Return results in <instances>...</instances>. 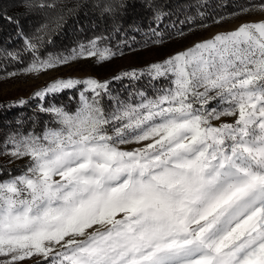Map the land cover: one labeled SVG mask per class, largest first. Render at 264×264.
I'll list each match as a JSON object with an SVG mask.
<instances>
[{"label": "snow or ice", "instance_id": "6c2138e0", "mask_svg": "<svg viewBox=\"0 0 264 264\" xmlns=\"http://www.w3.org/2000/svg\"><path fill=\"white\" fill-rule=\"evenodd\" d=\"M103 39L47 59L26 41L23 71L108 60ZM147 74L166 86L121 99L109 81L68 78L34 93L84 86L75 112L41 108L56 127L4 141L3 154L28 165L0 180V264H264V19Z\"/></svg>", "mask_w": 264, "mask_h": 264}, {"label": "trees", "instance_id": "16d2710c", "mask_svg": "<svg viewBox=\"0 0 264 264\" xmlns=\"http://www.w3.org/2000/svg\"><path fill=\"white\" fill-rule=\"evenodd\" d=\"M0 0V79L27 67L33 60L25 50L26 41L37 44L39 56L70 53L96 37L108 49L129 50L154 42L173 39L192 29L205 27L241 11L264 3V0ZM159 7L166 15L156 20ZM111 8V11L106 9ZM5 17H12L9 22ZM155 32V34H154ZM13 54L9 56L8 54ZM18 54V58H16ZM132 72V71H126ZM124 72L104 79L109 81L113 96L124 99L129 94L166 86L153 81L145 71L124 77ZM121 79L114 80L113 77ZM80 85L48 93L43 98L31 96L0 100V180L21 174L28 159L15 162L5 159L4 141L13 133L36 132L56 127L50 113L41 111L55 104L72 112L80 105ZM24 100L26 103L20 104ZM108 98H105L107 104ZM38 260L26 264H37Z\"/></svg>", "mask_w": 264, "mask_h": 264}, {"label": "rangeland", "instance_id": "374dc122", "mask_svg": "<svg viewBox=\"0 0 264 264\" xmlns=\"http://www.w3.org/2000/svg\"><path fill=\"white\" fill-rule=\"evenodd\" d=\"M259 6L260 5H256L255 7L247 8L240 13H236L221 20L219 19L211 25L192 29V31L177 35L175 38L165 40L161 43L154 42L147 44L144 47L129 50H122L121 48L112 49L111 52L115 53V55L111 56L108 60L98 62L96 57H80L76 60L69 61L66 65H59L55 69H46L42 72L32 73L24 72L23 69H25V67L17 72H13L15 75L8 74L0 79V100L20 99L34 96L36 91H40L57 79L73 78L83 80L92 77L99 81H103L104 79L113 76V74H119L129 70L148 72L149 65L162 62L169 56L192 47L195 43L210 39L217 33L232 31L243 23L264 19V11H261ZM87 44L88 43L84 45ZM99 47L107 48L101 45H99ZM72 52L73 50L70 53L61 56H69ZM80 86H82L81 90H83L84 86ZM53 106L60 107L51 104L46 108ZM212 106L216 107L217 105L213 103ZM75 110L72 112H75ZM223 119L231 122L234 118L225 117ZM214 123L218 122L214 121ZM136 146L138 145H126L124 147L131 148ZM5 159L12 162L20 160L13 159L8 155H5ZM38 259L40 258L34 257L24 261L23 264Z\"/></svg>", "mask_w": 264, "mask_h": 264}]
</instances>
